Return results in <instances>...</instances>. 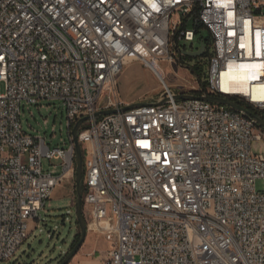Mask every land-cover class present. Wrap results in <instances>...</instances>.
<instances>
[{
    "label": "built area",
    "instance_id": "1",
    "mask_svg": "<svg viewBox=\"0 0 264 264\" xmlns=\"http://www.w3.org/2000/svg\"><path fill=\"white\" fill-rule=\"evenodd\" d=\"M201 29L207 79L176 93L238 96L264 118V0H0V261L74 175L72 126L88 115V225L118 238L105 264H264V155L253 145L264 127L226 104L175 98L162 73ZM131 61L158 75L168 102L123 109L118 77ZM242 63L256 93L225 88ZM41 99L63 102L67 147L23 130L22 102ZM43 157L61 158L62 171L44 170Z\"/></svg>",
    "mask_w": 264,
    "mask_h": 264
},
{
    "label": "rangeland",
    "instance_id": "2",
    "mask_svg": "<svg viewBox=\"0 0 264 264\" xmlns=\"http://www.w3.org/2000/svg\"><path fill=\"white\" fill-rule=\"evenodd\" d=\"M180 17V13L177 12L176 20H179ZM188 26L193 27L192 20L189 21ZM208 36V30L201 29L193 41L182 40L179 49L197 51L201 47L202 38L208 39ZM179 58L180 51L177 50L176 62L163 64L165 72L162 73L165 74L174 90L177 92L191 90L195 83L200 84L206 81L209 72V51L201 55L184 53L181 55V60ZM142 66L151 72L146 70L143 72H122L118 77V90L123 99L128 97L136 101H151L156 99L162 91V82L158 75L144 64ZM194 69L197 70L198 75ZM107 95L106 92L102 97ZM232 99L250 110L258 112L256 107L245 103L242 98L234 96ZM21 121L25 132L45 137L46 142L51 146L67 147L69 119L66 108L60 99H41L33 104L23 101ZM253 145L257 153L264 155V140L254 141ZM43 168L46 171L60 173L62 159L43 157ZM75 178L76 169L74 175L70 174L66 177L56 187L52 196L47 199L44 208L40 211L41 217L38 220L30 221L29 234L15 254L8 260L0 261V264H59L80 238V226L76 213ZM256 189L264 190L263 178L257 179ZM83 211L88 223L89 218L85 204H83ZM117 241L118 238L114 230L99 231L88 225L83 244L68 264H105L109 250L117 245Z\"/></svg>",
    "mask_w": 264,
    "mask_h": 264
},
{
    "label": "water",
    "instance_id": "3",
    "mask_svg": "<svg viewBox=\"0 0 264 264\" xmlns=\"http://www.w3.org/2000/svg\"><path fill=\"white\" fill-rule=\"evenodd\" d=\"M184 52H185V54H188V55H201L204 53V45H202L201 48L197 51L184 50ZM174 92H175V94H174L175 98H177V99H192V98L198 97V98H202V99H205V100H208L211 102H217V103L229 105L238 111H241L245 114L252 116L258 125L264 127V118L261 115H258L254 111H252L249 108L241 105L240 103H238L236 100H234L232 98L212 96V95H208V94L195 95L193 93H176V90H174ZM168 101H169L168 98H163L162 94H159L158 97L154 100H151V101H135V102H132V103L124 106L123 109H129V108L141 106L144 104H161V103H165ZM115 111H117L116 108L102 109V110L97 111L95 113V115L108 114V113L115 112ZM88 118H89L88 115L82 116L81 118H79L75 122V124L72 127V134H73L74 142L76 145V178H75L76 179V193H77L76 213H77V222L80 226V238L77 241V243L73 246V248H71L66 253V255L59 262V264H68L70 262V260L73 258V256L77 253V251L79 250V248L83 244V242L86 238V235H87V231H88V223L86 221L84 211H83V204H84V198H83V196H84V187H83L84 155H83L82 144L79 140L80 127Z\"/></svg>",
    "mask_w": 264,
    "mask_h": 264
},
{
    "label": "bare ground",
    "instance_id": "4",
    "mask_svg": "<svg viewBox=\"0 0 264 264\" xmlns=\"http://www.w3.org/2000/svg\"><path fill=\"white\" fill-rule=\"evenodd\" d=\"M225 88L230 91L232 88L236 92H247L252 89L254 93L260 90L261 86L257 83L251 84L253 75L245 70V64H238L232 67L228 72L224 74ZM233 89V90H234ZM70 176L69 174L67 177ZM115 231V230H114Z\"/></svg>",
    "mask_w": 264,
    "mask_h": 264
},
{
    "label": "crops",
    "instance_id": "5",
    "mask_svg": "<svg viewBox=\"0 0 264 264\" xmlns=\"http://www.w3.org/2000/svg\"><path fill=\"white\" fill-rule=\"evenodd\" d=\"M143 64L139 61H131L129 62L126 67L123 68V70L121 71L122 72H140V71H148V72H151L150 70H148L147 68H144L142 66ZM121 73L119 74V77L121 75ZM125 102L127 103H132V102H135L136 100L135 99H130L128 97H126L125 99H123Z\"/></svg>",
    "mask_w": 264,
    "mask_h": 264
},
{
    "label": "trees",
    "instance_id": "6",
    "mask_svg": "<svg viewBox=\"0 0 264 264\" xmlns=\"http://www.w3.org/2000/svg\"><path fill=\"white\" fill-rule=\"evenodd\" d=\"M194 71H195V73L198 75V72H197V70H196V69H194ZM247 108H248V107H247ZM255 113L259 114L258 112H255ZM83 177H84V173H83ZM83 187H84V186H83ZM78 240H79V239H78ZM76 243H77V241H76ZM76 243H75V244H76ZM75 244H74V245H75ZM74 245H73V246H74ZM72 248H73V247H72Z\"/></svg>",
    "mask_w": 264,
    "mask_h": 264
}]
</instances>
